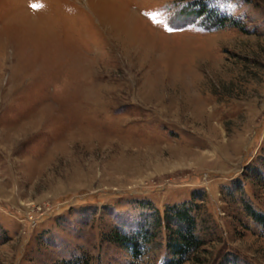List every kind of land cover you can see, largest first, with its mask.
<instances>
[{
    "label": "rangeland",
    "instance_id": "rangeland-1",
    "mask_svg": "<svg viewBox=\"0 0 264 264\" xmlns=\"http://www.w3.org/2000/svg\"><path fill=\"white\" fill-rule=\"evenodd\" d=\"M192 200L186 264H264V0H0V264H162Z\"/></svg>",
    "mask_w": 264,
    "mask_h": 264
},
{
    "label": "trees",
    "instance_id": "trees-1",
    "mask_svg": "<svg viewBox=\"0 0 264 264\" xmlns=\"http://www.w3.org/2000/svg\"><path fill=\"white\" fill-rule=\"evenodd\" d=\"M202 8V7H201ZM204 11H208L204 9ZM203 9L199 11L204 13ZM210 12V11H208ZM213 12H210V14ZM211 21L220 28L227 26L229 24L238 26L237 22L232 21L229 18L213 17L211 15ZM246 212L251 216L257 223L261 225L264 230V211L256 208L251 202H243ZM195 203L193 200L190 202H185L183 204H175L168 206L165 211L167 229L165 242L166 246L170 252V257L164 260L162 264H186L187 262H200L196 257L201 252L205 244V239L198 234V216L194 213ZM157 225L161 224V214L156 217ZM151 225V224H150ZM155 225V226H157ZM143 227L139 229L135 234H120L117 233L113 237V240L122 244L126 249L132 254L134 261L131 264H140L139 258L143 255V248L146 244L152 241V238L156 233H152L153 227L151 229L146 223L142 224ZM154 226V227H155ZM64 264H81L79 258L73 260H68ZM228 264H238L237 262H229Z\"/></svg>",
    "mask_w": 264,
    "mask_h": 264
},
{
    "label": "snow or ice",
    "instance_id": "snow-or-ice-1",
    "mask_svg": "<svg viewBox=\"0 0 264 264\" xmlns=\"http://www.w3.org/2000/svg\"><path fill=\"white\" fill-rule=\"evenodd\" d=\"M32 7H33V8H36V7H39V5H35V4H34V5H32Z\"/></svg>",
    "mask_w": 264,
    "mask_h": 264
}]
</instances>
